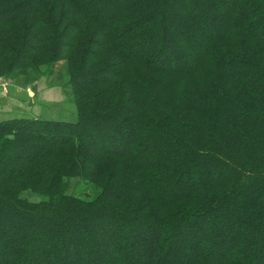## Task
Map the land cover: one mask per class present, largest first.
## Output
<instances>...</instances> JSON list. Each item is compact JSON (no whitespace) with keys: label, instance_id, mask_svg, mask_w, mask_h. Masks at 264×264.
Listing matches in <instances>:
<instances>
[{"label":"trees","instance_id":"16d2710c","mask_svg":"<svg viewBox=\"0 0 264 264\" xmlns=\"http://www.w3.org/2000/svg\"><path fill=\"white\" fill-rule=\"evenodd\" d=\"M57 60L77 120H0V264H264V0H0V74Z\"/></svg>","mask_w":264,"mask_h":264},{"label":"rangeland","instance_id":"374dc122","mask_svg":"<svg viewBox=\"0 0 264 264\" xmlns=\"http://www.w3.org/2000/svg\"><path fill=\"white\" fill-rule=\"evenodd\" d=\"M145 53H148V50ZM158 58L159 55L154 56V61ZM154 61L152 64H156ZM193 65L190 61L189 66L193 67ZM68 66V61L57 60L42 65H32L22 71L13 72L11 75L0 74V119L22 116L77 120V109L69 83ZM166 66L173 69L179 65L175 66L169 61ZM92 79L97 82L100 80L99 77H92L89 80L92 81ZM138 147L136 143L128 144L130 152H134L133 150ZM98 190V185L93 181L80 176H72L66 186L67 193L86 199L93 198ZM26 196L32 201L41 200L43 197L32 191H28ZM58 242L57 239L51 241L53 245ZM38 243L42 247L47 246L44 241ZM62 257L64 259L65 255L63 254Z\"/></svg>","mask_w":264,"mask_h":264},{"label":"crops","instance_id":"0c3cea01","mask_svg":"<svg viewBox=\"0 0 264 264\" xmlns=\"http://www.w3.org/2000/svg\"><path fill=\"white\" fill-rule=\"evenodd\" d=\"M3 119H5V118H3ZM3 119H0V120H3Z\"/></svg>","mask_w":264,"mask_h":264}]
</instances>
